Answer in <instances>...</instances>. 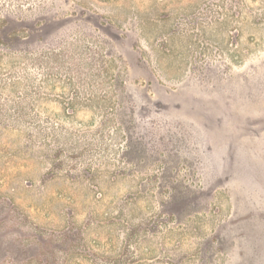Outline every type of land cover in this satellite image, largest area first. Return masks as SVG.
Listing matches in <instances>:
<instances>
[{"label":"rangeland","instance_id":"obj_1","mask_svg":"<svg viewBox=\"0 0 264 264\" xmlns=\"http://www.w3.org/2000/svg\"><path fill=\"white\" fill-rule=\"evenodd\" d=\"M0 264H264V0H0Z\"/></svg>","mask_w":264,"mask_h":264}]
</instances>
